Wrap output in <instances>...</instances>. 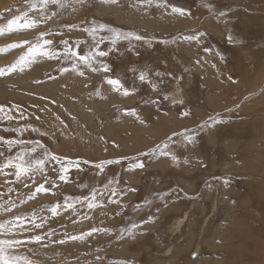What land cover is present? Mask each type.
<instances>
[{
	"label": "rangeland",
	"instance_id": "1",
	"mask_svg": "<svg viewBox=\"0 0 264 264\" xmlns=\"http://www.w3.org/2000/svg\"><path fill=\"white\" fill-rule=\"evenodd\" d=\"M12 19L39 23L9 31ZM65 41L108 52L93 63L110 70L66 56ZM0 50V167L18 154L47 161L21 181L14 168L0 174V223L26 218V231L0 235L24 241L8 259L264 264V0H0ZM51 155L70 167L67 182ZM93 191L98 207L88 209ZM92 228L108 231L69 239Z\"/></svg>",
	"mask_w": 264,
	"mask_h": 264
},
{
	"label": "snow or ice",
	"instance_id": "2",
	"mask_svg": "<svg viewBox=\"0 0 264 264\" xmlns=\"http://www.w3.org/2000/svg\"><path fill=\"white\" fill-rule=\"evenodd\" d=\"M42 2L45 5H47L49 3L57 4L58 0H42ZM106 2L116 3L117 0H106ZM147 2L151 3L152 0H147ZM32 7L35 8V5H33ZM173 11L179 12L180 14H184V10H182V9L173 8ZM38 23H39V21H36V20H28V21H25L24 23L21 24V23H18V21L16 19H12V20L8 21V30L9 31H18V30H21V29H30V28L35 27ZM100 28L103 29L104 26L101 25ZM93 31H95V30L93 29ZM112 32H113V37L114 38L111 40V43L112 44H116L117 40H119L121 38V34L119 32H116L115 30H112ZM42 35H44V34L42 33ZM128 36H131L135 40L143 39L142 36L135 35L133 33H129ZM195 38L196 37H189V39H195ZM26 43H28V41H23L21 44L10 45V47L11 48H17V47H21L22 44H26ZM52 43H53L52 40H45L44 41V44H46V45H51ZM64 43H65V46L68 47L67 41H65ZM99 43L100 42H97V47H98ZM40 49H41V46H39V45L35 46V47H30L29 48V53L30 54L40 53ZM0 51H3V50H0ZM41 54H43V53H41ZM108 54L109 53L106 52V51H99L98 53L90 52V53L85 55V54H81L79 49H77L76 51H73L70 47H68V52L65 53L66 56L67 55H71L72 57H74L79 62H82L86 67L91 68V70L93 72L103 71L105 73H107L110 70L109 67L106 64L102 63V62L100 64H98V65H94L93 61H94V59L97 56L98 57H104V56H106ZM24 59H26V58H24ZM21 62L22 63L24 62L23 59H22ZM3 74H4L3 70L0 69V75H3ZM80 75H83L82 71L80 72ZM139 79L141 81L145 80V76L143 75V73H141V75L139 76ZM106 82H107L108 85H111L113 87V90H119V89L123 88V85L121 84V81L119 79L108 78ZM123 94L124 95H129V90L128 89H124ZM2 110H3L2 107H0V111H2ZM128 114L135 115L136 113H135V110H132ZM184 115H187V113H184ZM216 122H218V121H214V123H216ZM185 138L189 139V142H191L190 138H188V137H185ZM2 139L3 138L0 137V140H2ZM4 142L6 144H8L9 146H12V145H15V144H19V143H23L20 140H11V139L10 140H6ZM41 147H43V146L41 145ZM32 151H35V149H32ZM164 154L167 155L166 152ZM0 155H3V153H0ZM50 159L60 163V174H59L58 178L61 181L67 182V173L70 171V167L66 166V163L65 162H61L60 158L55 156V155H51ZM16 161L17 162L13 163V160L11 158H9L8 162L5 163L2 167H0V174H3L5 176H7V175H9V173L4 172L3 170L7 169V168H14L15 169L14 175H15L16 181H21L22 179H25V178L34 177V175L36 173H38V172H42L43 169H44L45 164L47 163V161L45 159H42V158H37L34 161L25 160V157L22 154H18L17 155ZM106 163H108V164L119 163V160H117V161H107ZM75 166L77 168H79V163L77 162L75 164ZM143 166H144V164H143L142 161L137 162L136 165H135V167H137V168H143ZM97 167L102 168L103 165H97ZM225 183H227V181H225ZM25 186H27V185H25ZM9 191H12V189L10 188ZM35 191L38 192V193L39 192H47V191H49V189L45 188L43 185H40L39 187H37L35 189ZM96 197H97V192L93 191L91 196L89 198H86V201H84V202H86L88 209H94V208L98 207V203H97ZM71 199L72 198H68V197L65 198V202L63 204V208H65V209H74L75 205H74V203L70 202ZM77 199H79V198H77ZM10 207H14V205H11ZM61 207L62 206L60 204H56L55 206L51 207L49 209V211L51 212V214L53 216L59 215V211H60ZM6 210H10V208L6 209ZM25 219L26 218H23V217H20V216H16L13 220L7 221L6 223H0V235H3V234L8 233V232H13V231L17 230V228H19L20 231H26V229L24 228V224H23V221ZM32 223L34 224V226L36 228H40V227L43 226L42 224H35L34 220L32 221ZM132 227L134 228L136 226L133 225ZM97 231H105V232H107L108 230L107 229H102L101 230V229H97V228H92L87 233H82L79 236H75L74 235V236H71L69 239H71V240H83L85 238V236H89L90 237V236L93 235V233H95ZM42 239L43 238L41 236H39V235L34 236V237L31 238V240L33 242H35V243H39ZM23 243H24V241L20 240V239H4V240H0V260L3 261V264H18L19 260L25 259L23 257H14L12 259H8V255H9L8 249L19 247ZM60 243L63 244V243H65V241L61 240ZM25 264H31V261L25 259Z\"/></svg>",
	"mask_w": 264,
	"mask_h": 264
},
{
	"label": "bare ground",
	"instance_id": "3",
	"mask_svg": "<svg viewBox=\"0 0 264 264\" xmlns=\"http://www.w3.org/2000/svg\"><path fill=\"white\" fill-rule=\"evenodd\" d=\"M239 66H240V65H239ZM239 66H238V67H239ZM239 73H240V72H239ZM241 73H242V72H241ZM239 76H240V75H239ZM239 76H238V77H239ZM241 77H242V76H241ZM248 91H250V90H248ZM111 99H112V98H109V100H111ZM104 106H106V104H105ZM107 108H108V107H107ZM152 112H153V111H152ZM263 229H264V228H263ZM258 230H261V228L258 229ZM262 231H263V230H262ZM260 233H261V231H260ZM234 257H235V256L229 258V260L231 259V262H232L231 264L236 263V262H235L236 259H234ZM236 257H238V256H236ZM239 257H240V256H239ZM240 260H241V259H240ZM240 260H238V261H240ZM246 260H248V259H246ZM236 261H237V260H236ZM238 261H237V262H238ZM243 261H244V260H243ZM243 261H242V262H243ZM240 262H241V261H240ZM243 263H244V262H243ZM244 264H249V261L246 262V263H244Z\"/></svg>",
	"mask_w": 264,
	"mask_h": 264
}]
</instances>
